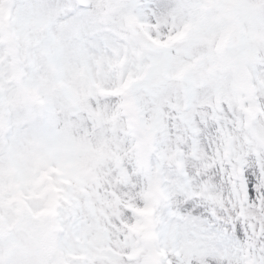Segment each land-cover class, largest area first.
Listing matches in <instances>:
<instances>
[{
	"label": "snow or ice",
	"instance_id": "snow-or-ice-1",
	"mask_svg": "<svg viewBox=\"0 0 264 264\" xmlns=\"http://www.w3.org/2000/svg\"><path fill=\"white\" fill-rule=\"evenodd\" d=\"M0 264H264V0H0Z\"/></svg>",
	"mask_w": 264,
	"mask_h": 264
}]
</instances>
